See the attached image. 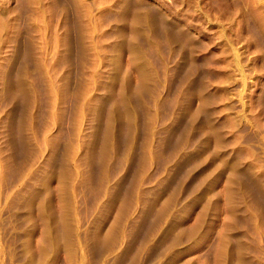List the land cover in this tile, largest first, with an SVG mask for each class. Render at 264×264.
Instances as JSON below:
<instances>
[{
  "label": "rangeland",
  "instance_id": "obj_1",
  "mask_svg": "<svg viewBox=\"0 0 264 264\" xmlns=\"http://www.w3.org/2000/svg\"><path fill=\"white\" fill-rule=\"evenodd\" d=\"M0 264H264V0H0Z\"/></svg>",
  "mask_w": 264,
  "mask_h": 264
}]
</instances>
